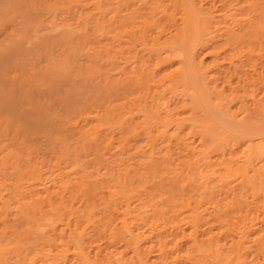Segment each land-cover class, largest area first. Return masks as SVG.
Returning a JSON list of instances; mask_svg holds the SVG:
<instances>
[{"label": "bare ground", "instance_id": "1", "mask_svg": "<svg viewBox=\"0 0 264 264\" xmlns=\"http://www.w3.org/2000/svg\"><path fill=\"white\" fill-rule=\"evenodd\" d=\"M36 1L77 37L107 27L121 54L101 84L70 47L53 78L8 77L1 59L0 264H264V7ZM80 86L64 111L47 105Z\"/></svg>", "mask_w": 264, "mask_h": 264}, {"label": "rangeland", "instance_id": "2", "mask_svg": "<svg viewBox=\"0 0 264 264\" xmlns=\"http://www.w3.org/2000/svg\"><path fill=\"white\" fill-rule=\"evenodd\" d=\"M252 1H253V7L256 8L257 11H259V10L261 11V8L264 7V0H252ZM36 2H38V1L35 0V3H33V0H0V61H1V59H4V58L9 59V57H10V60H11L10 63L11 64L9 65V67L6 70L7 71L6 74L8 75V77L15 75L16 70L19 68H21L25 72H32L33 73L35 71L36 73H38V75L40 74L41 76H47L48 78H51V77L53 78V74L56 77H58L55 73L64 71L65 68L67 67L66 66L67 64L68 65L72 64L73 68H74L75 65L73 64V61H75L76 57L73 56V58H74L73 59L71 57L72 55H70V54H73V52H74V54H76L78 56L77 57L78 62H80L79 59L81 58L80 63H82V62L85 63V60L87 61V58H91L94 61H96L97 65H99L98 67L96 65L97 69L100 66H102V68L100 67V71L103 69L102 70L103 74H104V72H107V70L104 69L105 65H107V66L111 65L109 63H108L109 65H108L107 61L109 62L111 60L110 62H112V59H114V61L118 62L120 60L121 52L120 53L118 52L117 43H116V47L114 44H111L113 40L110 39L109 37L112 34H111V31H108L109 29L107 27H105L107 29V31H106V29L104 30V27H102V26H100V27H102L103 29H100V27H98V29H100V31L96 30L95 34H93L94 33L93 31H90L91 34L90 33L89 34L91 36L87 37L88 39L91 38L90 41L87 38L84 39L82 36H81L82 38L77 37V36L82 35L81 31H84V30L79 29L81 31H78V30L76 31L75 30L76 26L73 29L72 25L74 26V24H72V22H69L71 18L67 14H65V12L60 10L61 13H59L60 12L59 11L58 12L59 14L54 16L55 14H57V11L59 9H62L61 7L59 9H55V12L53 11L54 15H52L53 14L52 11L50 12L51 8L49 10L48 6L46 7L44 4L40 5V3L37 5ZM42 6H44V7H42ZM253 7H252V9H253ZM52 10H54V9H52ZM62 12L65 14V17L62 16L63 15ZM66 17H67V20H65ZM67 22H69L71 24H69V23L67 24ZM77 28H79V27H77ZM72 37H73V39H72ZM68 38L71 39V42H73L74 39L77 40V38H78V40H82V41L85 40L83 43L88 42V41H89V43H85L84 45L83 44L81 45L79 43H81L82 41L81 42L77 41V44H78L77 45L75 43L76 40H74V43H71L70 41H68ZM65 40H67L68 44L70 42V44L72 46H70V44L68 45L67 42H64ZM63 42L66 46L63 45ZM73 44H75V45H73ZM67 45H68V47H67ZM85 45H86V47H85ZM63 46L65 49H67V48L68 49L65 50L63 48ZM69 47H70V50H69ZM72 47L74 50L72 49ZM89 47H90V49H89ZM113 48H114V50H113ZM115 48L117 51L115 50ZM44 49H47V50H44ZM87 49H89V50H87ZM62 50H64V51H62ZM68 50H69V52H71L70 54H67ZM116 52L118 54H116ZM113 53H115V54H113ZM66 54H67V57H66ZM109 55L110 56L112 55L111 56L112 58L108 57ZM114 56L116 58H113ZM201 56H203V55H201ZM65 57H66V59H65ZM68 58L71 61H68ZM70 58H72L73 60ZM177 58H174V60H178ZM82 59H83V61H82ZM108 59H110V60H108ZM203 59L205 60L204 61L205 64L210 63V65H211L212 62L216 58L214 57V55H212L210 53H206V54L204 53ZM217 61H219V60H217ZM68 62H70V63H68ZM173 64H172L173 67H175V63H173ZM172 65H171V67H172ZM53 66L56 67L57 69L55 70V68H52ZM64 66H66V67L64 68ZM71 66H68L69 68L67 67L68 68L67 71H69V73H70V70L73 69ZM112 66H113V63H112ZM70 67L72 69H70ZM96 70H95V72H96ZM108 70H109V68H108ZM102 71L99 72L100 77L97 74L98 71L96 72V76L99 77L98 79H96V81L94 80L95 74L93 72L94 75L93 74L92 75H93L94 79L91 77L92 82L91 81H89V82H91V83L95 82V84H97V83L101 84L103 82V79H105L107 77L105 75H104L105 78H103L104 77L103 75L101 77L100 73H102ZM109 71H112V70L110 69ZM74 72H76V70ZM69 73H67V74H69ZM72 74L73 73H71V76H72ZM75 75L77 76L76 73H75ZM77 78H80V76H78ZM80 80L76 79L75 81H80ZM93 80H94V82H93ZM112 85H111V87H112ZM111 87H109V88L107 87L109 89V91H110ZM108 89L106 90V92L108 91ZM111 89L113 90V87ZM69 91H71V92L77 91L76 94L79 93V95H80L81 91L87 92L85 90V88H83L82 86H80V88H75L72 90H70L69 88L68 89H61V90H58V89L50 90L47 95H44V96H46L47 99H49L47 102V105H49L52 110L64 111L65 110L64 105L67 101V99L65 98V95H67V92H69ZM82 92H81V96L82 95L86 96V94H84V92L83 93ZM82 97H84V96H82ZM51 102L53 104H51ZM33 156H35V155L30 154L27 156V159L31 163L35 162V157H33ZM41 157H39V158H41ZM46 158H49V157L47 156ZM31 159L34 161H32ZM39 160L42 161V159H39ZM47 160L48 159L45 160L46 163L48 162ZM11 161L12 162H8V164L6 165L5 172L6 173L8 172L6 175L9 178L10 177L14 178V180H13V182H14V181H16L17 176H19V175L15 171L16 165L14 164L15 163L14 160H11ZM45 169H46V171H48V170L50 171L51 168L45 166ZM51 172H52V169H51ZM11 178H10V183H13L12 182L13 178L12 179ZM3 243L4 242L0 241V246L2 247V251L4 250L3 252H5V251L8 252L9 251L8 247L5 246L6 245L5 243H4L5 245ZM3 246L6 248L3 249Z\"/></svg>", "mask_w": 264, "mask_h": 264}]
</instances>
